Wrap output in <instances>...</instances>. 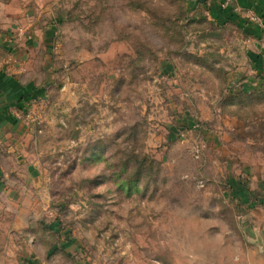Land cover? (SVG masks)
Segmentation results:
<instances>
[{
	"label": "rangeland",
	"instance_id": "1",
	"mask_svg": "<svg viewBox=\"0 0 264 264\" xmlns=\"http://www.w3.org/2000/svg\"><path fill=\"white\" fill-rule=\"evenodd\" d=\"M27 3L53 29L27 115L41 179L32 212L0 195V264L61 235L73 256L40 264H264V74L236 79L242 31L206 0Z\"/></svg>",
	"mask_w": 264,
	"mask_h": 264
},
{
	"label": "crops",
	"instance_id": "2",
	"mask_svg": "<svg viewBox=\"0 0 264 264\" xmlns=\"http://www.w3.org/2000/svg\"><path fill=\"white\" fill-rule=\"evenodd\" d=\"M224 1L206 0L207 9L213 21L235 24L242 31L243 63L235 76L242 79V88L249 89L257 86L264 74V0H232L227 7ZM27 5L25 0H0V195L20 213L38 206L33 198L39 194L41 178L32 145L34 127L27 122V115L37 98L46 93L43 82L49 79L48 63L37 58L46 47L50 51L46 37L53 32L41 28L38 12ZM252 71L256 76H249ZM74 242L61 235L45 257L36 261L34 255L25 256L24 260L40 264L55 256L59 247L73 256Z\"/></svg>",
	"mask_w": 264,
	"mask_h": 264
},
{
	"label": "built area",
	"instance_id": "3",
	"mask_svg": "<svg viewBox=\"0 0 264 264\" xmlns=\"http://www.w3.org/2000/svg\"><path fill=\"white\" fill-rule=\"evenodd\" d=\"M230 2H231V0H225L223 2V6H225V7L229 6L230 5Z\"/></svg>",
	"mask_w": 264,
	"mask_h": 264
}]
</instances>
